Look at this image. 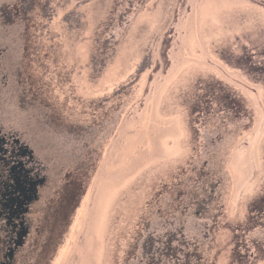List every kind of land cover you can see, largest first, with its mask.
Instances as JSON below:
<instances>
[{"label":"flooded vegetation","instance_id":"obj_1","mask_svg":"<svg viewBox=\"0 0 264 264\" xmlns=\"http://www.w3.org/2000/svg\"><path fill=\"white\" fill-rule=\"evenodd\" d=\"M263 19L264 0H0V37L7 31L14 46L22 36L24 49V68L13 56L0 75V264H54L41 252L58 207L46 187L51 138L61 135L66 145V135L84 136L124 106L129 112L101 174L131 129L136 147L126 156H142L126 162L137 167L110 195L96 264H264V224L248 223L264 220V88L253 81ZM235 35L238 72L226 60ZM204 70L254 105L252 131L239 143L245 103L233 97L235 116L225 106L228 93L223 105L214 102ZM15 105L38 112L36 124L49 135L22 132L35 148L26 170L40 181L27 216H11L5 203L16 157L14 147L11 158L5 149L22 140L12 130ZM153 126L164 154L140 164L148 153L140 139ZM261 197L258 211L249 207ZM76 252L69 264L78 263Z\"/></svg>","mask_w":264,"mask_h":264},{"label":"water","instance_id":"obj_2","mask_svg":"<svg viewBox=\"0 0 264 264\" xmlns=\"http://www.w3.org/2000/svg\"><path fill=\"white\" fill-rule=\"evenodd\" d=\"M256 30L260 35L261 41V59L258 65L259 73L258 78L255 81L257 84L264 88V21L256 24ZM235 38V42L233 39ZM232 40V41H231ZM238 35H235L230 39L229 56L226 60L229 65L235 69V72L241 71V65L239 63L238 53ZM5 39V35L0 37V75L2 73L4 63H10L11 58L14 55V61L16 65L24 68L23 48L22 43H17L14 46ZM17 45V46H16ZM234 45H237L236 47ZM16 46V47H15ZM11 54V57L8 56ZM222 59V58H221ZM18 62V64H17ZM255 67V70H258ZM252 69H254L252 67ZM210 74L212 91V99L216 101V97L219 99L218 105H223L224 96L223 92L228 93L227 96V109L230 113L238 116L237 104L233 103V97L240 102L243 100L245 106H242L243 112L246 114L245 126L243 131L237 137L239 140L243 135H246L252 131L255 121V108L247 94H243L236 87L231 86L221 80L215 72L204 70ZM253 73L252 71H250ZM200 107V106H199ZM14 112L19 111V114L10 115V118L19 119L24 117L23 120L27 125H30L29 132L26 131L27 135L35 133L39 139H48L47 128H43L36 125L35 115L36 112L21 113L18 107L15 105ZM125 108V107H124ZM198 106L195 108V110ZM36 113V114H35ZM128 110L120 112L118 115L121 121L116 125L108 128L109 121H106L102 127H96L90 129L84 136L78 135H66V145L62 136H53L50 142V157L53 162L48 164V178L46 180V187L50 189L51 194H55V200L58 201V207H56L55 219L56 224L53 229H49L51 238L42 245L41 252H43L44 258L47 257L54 264H69V261L73 257L78 243L86 229L92 200L94 197L97 181L100 175L103 164L105 163L111 146L117 137L123 118L127 115ZM1 114V110H0ZM9 118V120H10ZM32 120V121H30ZM16 123V121H13ZM113 123V121H112ZM15 124L12 126V130L15 131ZM17 142L13 139L11 143V149L9 146L6 147L5 157L11 158V152L13 147L16 149L14 152L16 157H13V176L10 178V184L6 188L5 192V203L6 210L9 211L11 216L17 213L23 215H29L31 204L36 202L37 194L39 192V178L36 181H31V175L26 169L30 168V153L35 148L23 137L22 140ZM47 145V144H43ZM236 149V144L230 149L232 153ZM68 160V162H67ZM56 166L58 169H56ZM21 169L20 171L14 169ZM24 170V171H22ZM27 173V176H26ZM67 179V182L63 184V180ZM45 187V188H46ZM263 201V199H260ZM260 200L253 204L255 210L258 211ZM22 217V215H20ZM39 221V220H38ZM264 221V220H262ZM249 224H254V220H250ZM264 224V223H263ZM262 224V225H263ZM22 231H26L25 224L22 223ZM30 226V225H29ZM264 226V225H263ZM263 242V241H262ZM262 252H264V242L262 245ZM264 262V261H263Z\"/></svg>","mask_w":264,"mask_h":264},{"label":"rangeland","instance_id":"obj_3","mask_svg":"<svg viewBox=\"0 0 264 264\" xmlns=\"http://www.w3.org/2000/svg\"><path fill=\"white\" fill-rule=\"evenodd\" d=\"M262 21H264V19ZM259 22H261V21H259ZM7 33L8 32L6 31L4 33V35L6 36ZM15 36H17V34ZM18 42L22 43V36H21V39L18 40ZM12 63L15 64V61L12 60ZM10 64H11V61H10ZM212 72H214V71H212ZM221 80H223V79H221ZM223 81L226 82L227 84H229L227 81H225V80H223ZM153 89H154V91H156L157 86H155V87L153 86ZM124 107L121 108L117 113H115L112 118L108 119V120H110L109 124H108V128L112 127L114 124L117 125L121 121V118L119 117L120 115H118V114L120 112L127 111V107H125V108ZM20 112L24 113L25 111H20ZM15 113L19 114V111L12 112L11 115H16ZM36 113L38 115H36L37 118H35V119H40L39 113L38 112H36ZM23 118L24 117L22 116V118L19 117V119L18 118L17 119H14V118L11 119V122L16 121L15 126H18V127L15 128V132L21 136V139L25 136L22 134L23 130H25V128L27 126L31 127L30 125L26 124V122L23 120ZM123 120H124V118H123ZM123 120H122L121 126L123 124ZM30 121H32V120H30ZM112 121H113V123H112ZM37 126L46 128L45 125H37ZM28 127H27V129H28ZM120 130H121V127H120ZM120 130H119V132H120ZM133 131H134V129L129 130L127 132V134L124 136L125 138H122L120 140V146L117 149H113L114 152H113V155L111 157V160L108 163L105 170L101 174V171H102L105 163L102 166V169L100 171V175L98 178L99 181L97 184L95 197L93 200V204L91 205L92 206L91 212H90L91 214L89 217L88 225H87L86 231H84V233H83L82 242L80 244V247H79L80 242L77 245L76 250H78V251L76 252V250H75L76 256L79 257V261L77 264H96L97 254H98V250H99V242H98L99 233H98V231L100 230L101 224L104 220L105 213H106V205L109 201L110 195L115 190V188L117 186L123 185L125 183L126 180L123 177V175L125 173L131 172L134 168L137 167L136 164L125 167L126 162L128 160L130 162H134L136 159H139L142 156V153L137 151V150H135V152L131 156H126V154L132 150V148L136 147L135 142L128 138L132 135ZM117 137H118V135H117ZM116 138H115V140H116ZM115 140H114V142H115ZM140 141L141 142L139 144L145 148L146 152H148L146 154V156H144L140 160V164L147 157L162 156L164 154V150L160 147V135H159V129L157 127L153 126L151 128V131L149 132V134L146 135L144 139H140ZM114 142H113V144H114ZM239 142L240 141L238 140V143ZM111 148H112V146H111ZM67 162H68V160H67ZM241 166H243L244 169L247 168V166H245L244 164H242ZM261 198H258L256 201H259ZM254 203H256V202H253V201L250 202L249 207H250V205L253 206ZM158 212H159L158 209H155V211L153 212L151 217L155 218V219L159 218L160 214ZM261 236H262V237H260L261 241L264 242V232L261 233Z\"/></svg>","mask_w":264,"mask_h":264},{"label":"bare ground","instance_id":"obj_4","mask_svg":"<svg viewBox=\"0 0 264 264\" xmlns=\"http://www.w3.org/2000/svg\"><path fill=\"white\" fill-rule=\"evenodd\" d=\"M10 37H11L10 34L7 33L6 36H5V39H7L9 42H11L12 40H11ZM9 46H11V45L9 44ZM8 56L11 57V54H8ZM13 56H14V55H13ZM11 59H12V58H11ZM262 204H263V203H262ZM260 211H261V214L264 213V206L260 208ZM263 223H264V221L257 220V221L254 223V225H257V224L262 225ZM259 225H258V226H259Z\"/></svg>","mask_w":264,"mask_h":264}]
</instances>
